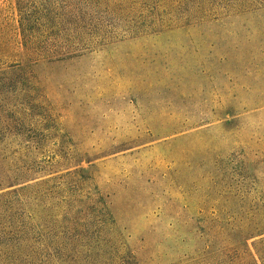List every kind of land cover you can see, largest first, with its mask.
Segmentation results:
<instances>
[{
    "label": "rangeland",
    "instance_id": "obj_1",
    "mask_svg": "<svg viewBox=\"0 0 264 264\" xmlns=\"http://www.w3.org/2000/svg\"><path fill=\"white\" fill-rule=\"evenodd\" d=\"M45 10L115 38L31 65L29 116L1 104L0 170L41 167L49 213L0 209V264H264V0H0V71Z\"/></svg>",
    "mask_w": 264,
    "mask_h": 264
},
{
    "label": "trees",
    "instance_id": "obj_2",
    "mask_svg": "<svg viewBox=\"0 0 264 264\" xmlns=\"http://www.w3.org/2000/svg\"><path fill=\"white\" fill-rule=\"evenodd\" d=\"M46 12L47 10L40 14L32 13L31 11L23 13L24 17L20 32L22 36L21 46L23 47L22 56L26 63L11 65L7 69L0 71V112L2 111L1 104L13 102L11 103L12 107L8 108L7 111H3L4 114L12 116L20 115V107L26 104V113L21 112L23 114L21 116H29L27 112L35 106L28 95L32 90L31 65L42 63L43 61L47 63L65 61L81 55L97 44H101L98 46H102V44L115 38L111 37L112 28L108 31L107 29L103 30L102 27L93 25L92 22L89 24L84 23L83 16L79 17V15L72 13H70L72 21L69 23L71 27L64 34V28L61 29L56 24L49 26L50 15ZM19 13L22 16L20 9ZM140 18V16L129 18L132 25H128V27L139 30L140 25L134 24L133 20ZM143 21L145 22V20ZM81 23L84 25H81ZM33 37H42L45 40L37 41ZM2 129L5 136L15 137V126L10 119L5 117ZM8 160H10L8 157L3 160V169L0 170V192L7 189L11 190L0 194V209L19 203L18 201L24 196L22 193L31 190L33 199L37 202L41 213L48 215L49 178L42 179L40 175L44 174L42 173L43 169L41 167H34L36 165L28 164L26 166L14 164L11 167V163L8 164ZM32 181H34L32 185L27 184ZM26 194L28 195V193ZM263 211L264 208L260 213L262 219L256 220L253 223L254 226L249 225L250 228L248 229V231L252 230L256 232L257 236L264 235ZM259 246L264 252V238L259 241Z\"/></svg>",
    "mask_w": 264,
    "mask_h": 264
}]
</instances>
